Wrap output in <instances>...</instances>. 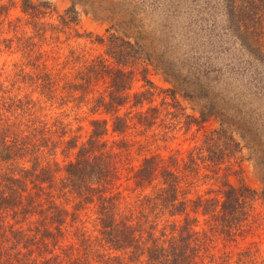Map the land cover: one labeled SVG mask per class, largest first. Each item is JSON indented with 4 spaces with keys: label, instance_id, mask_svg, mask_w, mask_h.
Masks as SVG:
<instances>
[{
    "label": "rangeland",
    "instance_id": "1",
    "mask_svg": "<svg viewBox=\"0 0 264 264\" xmlns=\"http://www.w3.org/2000/svg\"><path fill=\"white\" fill-rule=\"evenodd\" d=\"M49 1L58 13L67 5L66 0ZM85 1L96 15L76 7V20L63 23L54 11L31 18L20 11V0H0L5 5L0 13V114L16 130H29L28 137L34 143L28 150L33 156L24 153L15 162H0V171L2 167L9 170L14 163L17 168L27 167L36 156L41 163H56L53 181L29 191L36 193L41 207L49 208L52 203L67 211L61 228L62 243L77 244L81 236L93 241L97 234L95 201L75 206L78 198L59 181L62 165L73 158L69 140L84 142L90 133L89 120L104 118L107 130L102 139L114 155L111 161L115 167L110 193L121 213L140 226L136 227H149L153 235L167 236L186 217L190 237L197 243L191 264H264V200L259 196L261 184L252 154L261 147L259 143L264 144V62L250 52L255 45L248 50V45L240 43L251 25L243 27L241 23H255L256 16L258 24L252 25V32L258 34L257 43L264 54V0H253L254 5L252 0H244V7L237 10L244 18L237 21L232 17L230 0H151L159 4L153 6L150 15L144 12L143 25H131L140 32V41L153 62L137 60L132 66L127 98L114 109L125 119L121 134L112 132V116L101 112L97 104L99 98L106 97L109 82L107 73L97 70L96 62L102 61L106 68L115 63L106 54L104 43L96 40V36L106 34V23L96 16L113 11L117 19L128 21V14L114 0ZM124 29L129 31L130 25ZM143 65L151 82L150 94L132 105V95L147 88L139 76ZM87 66H92L88 76ZM166 67L189 74L190 80L198 81L194 87L212 85L221 98L217 104L237 118L234 125L249 135L241 139L235 126L224 135L213 134L212 143L216 142L226 155L214 163L199 160L195 173L179 167L189 156L195 157L205 133L219 129V125L211 118L201 124L193 119H198L199 107L194 99L197 92L190 93L189 87L183 91L186 95L177 92L174 99L168 96L170 84L161 72ZM32 117L34 122L29 128L22 126ZM149 155L162 166L177 167L178 199L185 202L182 213L169 215L154 209L142 211L145 217L138 214L142 196L151 194L158 183L154 176L149 183L136 186L132 178L142 157ZM223 179L232 184L241 179L254 191L243 200L237 223L227 228H221L213 212L202 214L203 208H208L205 199L220 200L217 191ZM35 218L28 216L21 227L32 228ZM116 254L119 264H144L142 255L125 261L126 253Z\"/></svg>",
    "mask_w": 264,
    "mask_h": 264
},
{
    "label": "trees",
    "instance_id": "2",
    "mask_svg": "<svg viewBox=\"0 0 264 264\" xmlns=\"http://www.w3.org/2000/svg\"><path fill=\"white\" fill-rule=\"evenodd\" d=\"M114 1L128 14V21L117 19L113 11L104 16H96L106 23L105 37L96 36V40L104 43L106 54L115 63L113 67L106 68L102 61L96 62L97 70L107 73L109 82L106 97L99 98L97 104L102 109L101 112L112 116L110 124L112 132L121 134L124 130L125 119L117 115L114 109H117L127 98L126 91L130 89L132 66L137 60L147 64L153 62L151 54L140 41V32L134 30L133 24L143 25V14L149 13L150 15L154 11L153 6H157L159 3L154 4L151 0H147L148 2L144 0ZM237 1L239 0H230L232 4L230 7L233 10L231 14L235 21L244 18L241 17L240 12H237L238 9L241 10L244 7V0L238 6ZM66 2L67 5L61 13H58L49 0H20V11L31 18L38 17L47 10L54 11L63 23L67 19L71 22L76 20V7L85 14L96 15V12L90 9V4H86L85 0H66ZM252 2L254 5L253 0ZM4 9L5 5L0 4V13H3ZM253 17L255 23L246 21L241 23V25H248V23L251 25L248 26L250 30L244 31L245 33L240 37V43L245 47L248 45V50L252 45H255V49L250 52L255 54V59L264 62L262 48L257 43L258 34L252 32V29H255L252 25L258 24L257 17ZM127 25H130L129 31L124 29ZM144 66L140 67L139 76L147 88L132 95V105L141 103L146 95L150 94L151 82L145 76ZM86 68L85 74L88 76L92 71V66ZM161 72L165 78L164 81L170 84L166 90L171 99L175 98L177 92L183 96V91L188 87L191 90L190 93L197 92L194 99L199 107L197 109L198 119H193L198 124L211 118L216 120L219 125V129H212L211 133H207V135L205 133L202 147L195 151L196 154L193 157L195 159L189 156V160L183 162L179 167L180 170L195 173L198 162L214 163L220 159V156L226 155L224 149L219 145L217 147L216 142L212 143V135H224L232 126H235L237 118L217 104L221 98L214 91L212 85L202 84L201 87H194L196 85L194 83H198V81L190 80L189 74L181 73L178 69L167 68L166 71L163 69ZM83 75H80L81 78H84ZM72 86L77 88L80 85ZM201 89L203 92L199 93ZM33 119V117L31 120L27 119V123H20V125L29 128L30 124L34 122ZM6 122L5 117L0 114V162H13V160L15 162L19 158L18 156H22L24 153L33 156L34 153L28 151L34 147V143L28 137L29 130L18 131ZM89 126L90 133L84 142L76 144L74 140H69L68 148L74 149L73 158L62 165V177L59 182L78 198L75 206L95 201L97 234L94 240L88 238L89 236H81L77 244L62 243L64 238L61 228L62 224L64 225L67 211L52 203L49 208L48 205L41 207L40 201L36 200V193L29 191L35 187L38 190L42 185L46 186L52 182L57 164L41 163L36 156L31 158L27 167L19 166L17 168L18 165L14 163L13 167L10 165L9 170L2 167L0 171V264H105L107 261L110 262L109 264L114 262L119 264L121 260L116 254L119 251L126 253L125 261L137 260L138 256L142 255L144 264L194 263L193 255L197 243L190 237L186 217L175 232L171 231L167 236L161 234L160 236L163 237L160 238V236L153 235L149 227H144L142 230L138 224L132 222L129 216L121 213L110 193L115 167L111 161L114 155L102 139L107 130L106 120L104 118L90 119ZM234 128L239 130L238 136L241 139L248 138L249 135L246 136L238 126ZM253 139L256 137L252 136ZM258 146L261 147H256L252 154L254 156L253 163L260 178L259 196L264 200V157H262L264 144L259 143ZM167 167L162 166L155 156L149 155L142 157L134 171L132 178L136 186L149 183L154 176L158 179L151 194L143 195L138 203V214L141 217L147 215L142 211L151 212L154 209L158 212L165 210L169 215L183 212L185 202L178 199L180 176L174 170L177 167L174 169ZM220 186L217 191L220 200L218 201L214 197L205 199L208 208H203L202 214L213 212V217L221 228H227L232 223H237L243 200L251 196L254 191L246 186L241 179H238L237 184L223 179ZM28 216L32 218L36 216L34 226L30 228L29 225H26L22 228L20 223L25 221ZM9 219L13 223L8 221Z\"/></svg>",
    "mask_w": 264,
    "mask_h": 264
}]
</instances>
